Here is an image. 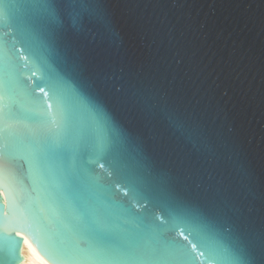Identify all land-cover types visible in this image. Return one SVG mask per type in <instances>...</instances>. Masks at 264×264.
<instances>
[{
	"label": "water",
	"instance_id": "water-1",
	"mask_svg": "<svg viewBox=\"0 0 264 264\" xmlns=\"http://www.w3.org/2000/svg\"><path fill=\"white\" fill-rule=\"evenodd\" d=\"M11 2L0 0V8ZM16 11L50 26L36 34L38 48L20 39L23 54L41 67L44 57L66 78L92 81V91L140 146L154 173L172 177L175 198H156L154 191L138 195L133 172L105 161L113 173L108 186L129 189L125 203L147 199L145 212L153 218L159 212L172 234L183 228L188 240H177L179 264L214 259L207 239L181 217L180 199L211 215L223 209L232 218L236 231L226 243L233 258L215 264H264V0H19ZM11 38V29L0 28V43ZM176 53L183 57L180 64ZM164 77H175L176 96L161 95L148 106L131 102L133 90ZM206 145L216 153L211 163ZM238 167L247 170V184ZM189 173L207 191L194 190L185 179ZM25 246L43 263L59 264L47 230L17 225L0 232V251L11 254L10 264L20 263Z\"/></svg>",
	"mask_w": 264,
	"mask_h": 264
},
{
	"label": "snow or ice",
	"instance_id": "snow-or-ice-1",
	"mask_svg": "<svg viewBox=\"0 0 264 264\" xmlns=\"http://www.w3.org/2000/svg\"><path fill=\"white\" fill-rule=\"evenodd\" d=\"M18 7L19 0H12L0 8V28L12 32L10 43H0V232L17 225L47 230L59 264H179L183 254L177 240H188L183 228L172 234L159 212L154 218L145 212L147 199L125 203L122 198L129 196V189L119 183L108 186L113 173L105 161L133 172L138 195L154 191L156 198H175L172 177L154 173L140 146L132 143L105 100L92 91V81L66 78L44 57L41 67L23 54L20 39L38 48L36 34L50 26L18 14ZM176 57V64L183 62L180 53ZM166 79L133 90L129 99L148 106L161 95L176 96L175 77L167 79V85ZM116 91H121L120 85ZM206 151L211 163L216 153L207 145ZM236 172L247 184V170L238 167ZM185 179L194 190L207 191L192 173ZM176 207L207 239L214 257L206 258L209 264L233 258L226 241L236 228L223 209L211 215L184 199ZM224 207L239 214L238 207L227 202ZM237 243L238 239L233 241ZM191 247L195 250L196 245ZM203 256L201 252L199 257ZM11 259L10 253L0 251V264H10Z\"/></svg>",
	"mask_w": 264,
	"mask_h": 264
},
{
	"label": "bare ground",
	"instance_id": "bare-ground-1",
	"mask_svg": "<svg viewBox=\"0 0 264 264\" xmlns=\"http://www.w3.org/2000/svg\"><path fill=\"white\" fill-rule=\"evenodd\" d=\"M22 259L19 264H45L31 250L30 246H25L21 249Z\"/></svg>",
	"mask_w": 264,
	"mask_h": 264
}]
</instances>
